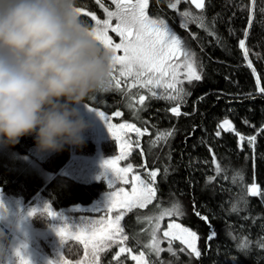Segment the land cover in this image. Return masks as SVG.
<instances>
[{
  "label": "trees",
  "instance_id": "obj_1",
  "mask_svg": "<svg viewBox=\"0 0 264 264\" xmlns=\"http://www.w3.org/2000/svg\"><path fill=\"white\" fill-rule=\"evenodd\" d=\"M168 2L149 0L148 13L165 18L179 36L187 39L203 74L201 81L183 84L190 95L179 105L181 115L175 116L169 109L177 105L164 99H146L139 105L138 89L129 90L125 85L119 90L112 86L86 101L107 113L120 111V120L147 129L131 153L132 161L143 170L145 164L147 170H159L154 182L156 199L145 208L130 210L123 219L126 244L133 253L144 251L150 264H264V247L257 246L264 240V200L248 191L255 185L264 192V94L259 91L264 88V0H211V6L206 0L205 15L215 35L193 24L190 30L197 34L196 40L181 29L178 15L168 8ZM76 6L97 12L94 0H76ZM189 9L199 13L192 6ZM86 18L89 24L91 20ZM241 40L245 41L247 57L239 47ZM225 120L231 122L235 132L225 130L217 136L218 125ZM172 129L175 133L167 143H152L158 133ZM236 132L245 138L243 142ZM253 136L254 150L247 142ZM5 146L13 154L0 152V189L7 194L29 200L42 191L60 208L89 204L107 188L102 181L87 183L58 173L69 159L70 146L36 162L38 167L28 160L29 149L36 146L34 136ZM85 147L92 150V142ZM42 171L55 176L48 180ZM237 174L243 179L233 182ZM143 175L148 179L147 173ZM176 202L183 215L171 219L197 233L199 258L181 252L178 240L172 242L176 255H171L161 232L160 246L165 250L160 256L151 253L152 217L158 208ZM233 204L238 212L231 211ZM196 212L208 217L217 234L215 239L207 240L209 223ZM168 219H164L162 229ZM245 240L250 247L241 250L238 245ZM67 245L68 257H77L82 251L73 239ZM116 250L113 245L103 251L99 264H117ZM118 260L119 264H134L128 254Z\"/></svg>",
  "mask_w": 264,
  "mask_h": 264
},
{
  "label": "snow or ice",
  "instance_id": "obj_2",
  "mask_svg": "<svg viewBox=\"0 0 264 264\" xmlns=\"http://www.w3.org/2000/svg\"><path fill=\"white\" fill-rule=\"evenodd\" d=\"M94 2L102 9L105 18H98L94 12L85 11L82 7H76V11L79 15L83 13L85 17H90V20L94 21L95 26L91 28L92 35L103 48L111 53L113 71L110 87L114 86L119 90L123 81L124 84L128 85L129 89L137 86L141 89H146L149 96L140 95L138 97L139 105H144L146 99H164L177 105L171 107L169 110L179 117L181 115L179 105L184 102L187 95H190L183 87V84L185 82L192 84L194 81L198 82L203 79L202 66H200L201 70L198 71L196 53L189 43L175 32L165 18L159 15H149V0H111L114 10L106 5L105 0H94ZM181 3L194 5L199 10V13L194 14L187 9L180 11L179 5ZM167 6L176 11L180 18L181 29L188 32L193 40L197 39V34L192 33L190 30V26L193 24L208 35H215L205 15L206 0H169ZM208 6H211V0H208ZM113 21H116V23L114 24ZM251 23L252 20L250 18L249 27ZM109 32L115 33L120 38V42L115 43ZM246 36L247 31L245 32ZM239 47L244 50L243 54L247 57L244 40L240 41ZM249 66H251L250 62ZM259 91L264 94V88H259ZM200 99H203V97ZM91 110L96 111L105 121L114 140L120 142L121 155L104 162V167L114 174V179L109 181V189L113 188L115 183L119 181L126 185L131 184V190L125 191L123 188H120L118 191H110L107 203L102 208L95 209V212L105 213L103 218L81 222V228L77 230L74 227L72 232H69L65 224L57 228V235L60 237L62 244L66 239L74 238L80 240L84 244L85 249L91 248L93 259H86L83 262H78V264H98L97 254L103 251L105 247L118 244L120 245L119 253L126 251L123 242L128 239V236L124 234V230L120 224L124 211L131 210L132 208H145L156 199L157 188L154 186V182L159 172V170H148V179H143L141 175L132 171L131 165L128 167L119 166V160L124 159L127 154L128 145L126 139L128 134L135 132L137 138H139L147 133V129L141 131L140 128L131 123H112L113 116H122V113L119 111L110 116L96 107H91ZM184 114L187 115V113ZM225 130L235 132L234 126L228 120L218 125L216 135L219 136L220 132ZM174 133V129L158 133L152 143L158 144L161 141L167 143ZM236 135L239 136L241 142L244 141L245 138L238 132H236ZM254 141V136L247 141L249 145L253 146V150ZM216 171H220L219 164L216 165ZM129 173H132L131 179H129ZM237 178L243 179L242 176L237 174V176L232 177L233 182ZM248 191L251 196H260L264 200V192L258 191L257 186H251ZM193 207L195 208L194 203ZM117 208L123 209V211H120L114 218H108V214ZM0 210H5L2 201H0ZM36 211L34 209L29 215H35ZM43 211L50 217L57 215L50 205L45 207ZM231 211L235 213L239 209L233 204ZM195 214L200 216L199 212ZM182 215L183 211L179 202L173 203L170 207L158 208L157 214L152 217L154 224L151 232L152 242L149 245L152 254L160 256L165 250L160 246L161 241L157 239V234L161 229V221L165 218L180 217ZM200 218L208 222L210 226L207 240L211 241L215 239L217 234L212 229L208 217L200 216ZM162 235L167 239L169 245L167 251L171 255H176L172 249V242L178 240L182 245L181 252L186 253L190 258H199L201 256V252L197 248L196 242L199 237L196 232L170 220L167 230L163 231ZM257 246L264 247V240L259 241ZM21 247L26 248L27 245H22ZM238 247L244 250L250 247V243L245 240ZM127 251L131 252V249ZM119 253L117 254V264H119ZM140 255L143 257L144 253L141 252ZM15 256L18 257V264H32L30 258L21 251V248L15 249ZM131 258L134 261L137 260V256L135 255ZM49 264H59V262L50 260ZM138 264H146V261L140 259Z\"/></svg>",
  "mask_w": 264,
  "mask_h": 264
},
{
  "label": "clouds",
  "instance_id": "obj_3",
  "mask_svg": "<svg viewBox=\"0 0 264 264\" xmlns=\"http://www.w3.org/2000/svg\"><path fill=\"white\" fill-rule=\"evenodd\" d=\"M112 71L76 0H0V145L24 136L46 153L82 145L81 106L110 88ZM5 240L0 231V255Z\"/></svg>",
  "mask_w": 264,
  "mask_h": 264
},
{
  "label": "rangeland",
  "instance_id": "obj_4",
  "mask_svg": "<svg viewBox=\"0 0 264 264\" xmlns=\"http://www.w3.org/2000/svg\"><path fill=\"white\" fill-rule=\"evenodd\" d=\"M105 3L107 6L112 8V10H114V6H110L111 0H107ZM184 6L187 7L186 5ZM179 9L180 11L187 9L192 12V10L189 8L183 9L181 7ZM85 11L89 10L85 9ZM82 15L83 13L80 16ZM96 16L101 19L105 18L103 12H99ZM82 19L90 29L95 26L94 21H90L88 24V19L86 20V17ZM178 19L180 23V18L178 17ZM113 23L115 24L116 21H113ZM109 35L112 36L115 43L120 42V38L115 33L109 32ZM198 64L199 63L197 62V67ZM121 85H125L127 89H129L128 85L124 84L123 81L121 82ZM136 88L138 89L139 95L149 96V93L146 89H141L139 86L135 87V89ZM133 89L134 88H130L129 90ZM91 107L94 106H91L87 103L81 106V111L88 123V129L84 133V142L79 146H70L69 159L59 169L58 173L87 183L102 181L105 182L107 189L102 191L97 196V198L89 204H73L60 208H56L49 197L42 191H38L31 199L25 200L22 196L7 194L0 189V201H2L5 208V210H0V214H6L4 218H0V231L5 234L6 240L4 241V244L8 248L7 253L0 255V264H18V257L15 256V249L17 248H21V251H23L24 254L30 258L32 264H49L50 260L54 262H60L59 264H65V262H67V264H78V262H83L86 259H93L91 248L85 249L84 244L80 240L68 238L62 244L60 237L57 235V228L62 227L65 224L69 232H72L74 227L77 230L81 228V222H86L90 219L97 220L103 218L105 213L95 212V209L102 208L107 203L110 191H118L120 188H123L125 191H130L131 184L126 185L117 181L113 188L109 189V181L114 179V174L104 167V162L108 159H114L121 155L120 142L114 140L105 121L97 114L96 111L91 110ZM98 110L103 111L100 108H98ZM105 113L110 116L113 114L107 112ZM120 117L113 116L112 123L133 124L130 121L120 120ZM136 127L139 128L138 126ZM140 129L141 131H144V129ZM139 138H137L135 132H130L128 134L126 139V143L128 145L127 154L124 159L119 160V166L128 167L131 165L132 171L134 173L139 174L143 179H146L143 174L147 173L148 170H143L140 167L135 166L131 157V153L137 147ZM90 142H92L93 148L89 151L85 146H87V144ZM112 142L115 143V146L112 144ZM11 151L5 145H0L1 153L6 152V154H12ZM29 153L30 158H28V160L31 161L32 165L34 164L36 166V162L45 159L51 154L40 152L36 146L31 147L29 149ZM16 157L18 158L17 155ZM42 173L48 180L55 176V173L47 171H42ZM131 175L132 173H129V179H131ZM49 205L51 206L52 210L57 213L55 217H50L46 212L43 211L45 207ZM34 209L37 210L36 214L29 215V213ZM120 211H123V209H114L112 213L108 214V218H114ZM129 211L130 210L124 211L123 218L120 221L123 230V219ZM170 220L180 224L182 227L188 228L182 225L180 222L169 218L166 221V226L163 229L161 228L159 232L163 233V231L167 230V225ZM163 222L164 220L161 221V227L163 226ZM190 230L193 231L192 229ZM159 232L157 234V239L160 240ZM70 239L77 241L82 246V251L77 257H68L66 255V248L68 247L69 249L67 243ZM196 243L198 248V241ZM22 245H27V247L22 248ZM119 246L120 245L118 244L116 245V256L119 253ZM123 246L125 247L126 251L124 253H119L118 257L123 254H128L130 257L135 255L137 256V260L134 261V264H138L140 259L146 261V264H150V261L144 251H139L137 253L127 251L129 248L126 244V241L123 242ZM109 248L111 247H105L103 251ZM103 251H100L97 254L98 264ZM141 252L144 253L143 257L140 255ZM75 254L76 253H74V255Z\"/></svg>",
  "mask_w": 264,
  "mask_h": 264
},
{
  "label": "flooded vegetation",
  "instance_id": "obj_5",
  "mask_svg": "<svg viewBox=\"0 0 264 264\" xmlns=\"http://www.w3.org/2000/svg\"><path fill=\"white\" fill-rule=\"evenodd\" d=\"M105 1H107V0H105ZM184 5H186L187 7H185ZM189 6H192V5H190V4H186V3H181L180 5H179V8H183V9H185V8H189ZM193 7V6H192ZM194 8V7H193ZM174 11V10H173ZM96 15H98V13L99 12H103L102 11V9H100L98 6H97V12L96 11H93ZM176 12V11H175Z\"/></svg>",
  "mask_w": 264,
  "mask_h": 264
},
{
  "label": "bare ground",
  "instance_id": "obj_6",
  "mask_svg": "<svg viewBox=\"0 0 264 264\" xmlns=\"http://www.w3.org/2000/svg\"><path fill=\"white\" fill-rule=\"evenodd\" d=\"M191 5V4H190ZM110 6H111V4H110ZM87 19V18H86ZM107 189V188H106ZM65 251V250H64ZM53 257V256H52ZM60 263V262H59Z\"/></svg>",
  "mask_w": 264,
  "mask_h": 264
},
{
  "label": "water",
  "instance_id": "obj_7",
  "mask_svg": "<svg viewBox=\"0 0 264 264\" xmlns=\"http://www.w3.org/2000/svg\"><path fill=\"white\" fill-rule=\"evenodd\" d=\"M194 8H195V6L194 5H192ZM196 9V8H195Z\"/></svg>",
  "mask_w": 264,
  "mask_h": 264
}]
</instances>
